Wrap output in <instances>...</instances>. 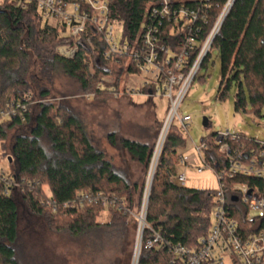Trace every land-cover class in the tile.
Wrapping results in <instances>:
<instances>
[{
    "label": "trees",
    "instance_id": "obj_1",
    "mask_svg": "<svg viewBox=\"0 0 264 264\" xmlns=\"http://www.w3.org/2000/svg\"><path fill=\"white\" fill-rule=\"evenodd\" d=\"M106 1L108 22L121 30L122 40L140 41L149 30L157 28L158 40L174 54L184 51L189 35L202 43L227 2L172 0L170 19H164L163 16L153 15L154 0ZM187 9L196 10L199 14L192 34L184 32L185 20L179 15ZM70 44H73L71 39L61 37L58 32L53 34L41 25L35 7L30 6L25 10L7 1L0 2V108L11 101L26 103L30 99L36 102L37 96L46 99L51 94L49 86L54 83L58 71L76 80L81 91L85 95H94V99L116 97L121 92L125 74L142 73L136 62L128 64L125 58H105L107 47L98 37L93 40V47L81 45L76 57L66 60L57 54V50ZM213 50L218 51L221 60L218 99L224 100L229 89L236 85V112L262 116L264 0L235 1L200 70L208 66ZM197 54L198 50L187 53L188 66L193 65ZM108 77L114 82L108 84L103 81ZM103 85L107 89H102ZM108 88L115 90L110 92ZM152 91L153 86H143L139 90L143 94ZM247 91L250 101L246 97ZM36 106L37 102L26 115L25 122L14 119L0 127V144L3 148L8 132L20 130L28 124L31 111ZM216 134L204 138L202 144L207 146V161L221 170L226 168L227 163L214 143ZM43 138L49 139L50 151L43 147ZM254 141L243 136V141L236 143V146H243L246 150L259 148ZM114 142L112 137L111 143ZM184 143L181 132L173 127L157 164L146 221L170 244L192 249L209 233L215 191L190 189L173 183L172 177L177 172L175 157ZM122 146L134 160L146 169L149 168L155 147L128 139L122 140ZM11 151L12 162L9 163L16 167L11 174L20 182L25 180L23 184L31 185L23 196L24 202L49 227L68 231L75 237L93 234L102 229L103 225L111 229L119 226L123 228L128 216L118 208H108L111 219L106 224L98 221L107 210L101 205H87L80 210L63 208L66 203L77 201L83 194L119 197L125 194L128 195L127 202H132L130 186L124 175L116 171L105 154L94 147L81 122L68 108L41 104L30 134H18ZM237 181L247 182L240 179ZM14 192L6 195L5 186L0 183V264H20L16 252L19 213ZM51 202L59 207L57 212L48 206ZM150 236V231L146 230L143 245ZM139 264L182 263L177 262L167 249H143Z\"/></svg>",
    "mask_w": 264,
    "mask_h": 264
},
{
    "label": "built area",
    "instance_id": "obj_2",
    "mask_svg": "<svg viewBox=\"0 0 264 264\" xmlns=\"http://www.w3.org/2000/svg\"><path fill=\"white\" fill-rule=\"evenodd\" d=\"M5 1L25 10L30 6L35 7L44 28L53 34L58 32L61 37L71 39L73 44L63 45L57 50V54L62 58L74 59L81 45L93 47V40L98 37L107 47L105 58L108 60L125 58L128 64L136 62L141 69V75L148 73L154 77L146 83V86H153V91L148 92L150 96L168 100L169 116L158 136L138 216L133 214L123 198L116 195L83 194L77 201L66 203L63 208L80 210L87 205H101L105 209L118 208L128 217H135L139 224V235L133 264H139L143 249H167L174 259L182 264H264V144L254 141L259 148L250 150H246L243 146L237 147L236 143L243 141L242 134L231 133L228 130L226 133H217L214 137L218 153L227 163L224 169L217 170L207 161L206 144L195 145L193 157L187 155L179 157L180 166L185 169L193 168L200 174L207 169L214 171L220 184L219 189L214 193L209 233L198 241L195 248L170 244L146 221L154 175L165 140L173 127H178L183 133L188 132L193 120L190 115L179 113L181 105L236 0H227L210 34L202 43H198L189 35L184 51L180 54H174L170 48L160 43L157 38L159 33L157 28L149 30L140 41L122 40L117 36V27L108 22L106 0H0V2ZM201 1L209 3L211 0ZM171 3L172 0H154L153 15L170 19ZM179 15L185 20L184 32L192 34L194 25L199 19L198 11L187 9ZM196 50H198L197 57L193 65L188 66L187 53ZM110 80L113 79L110 77L103 79L106 83ZM102 89L107 88L103 85ZM108 90L114 92L115 89L108 88ZM92 97L94 98V95H89V98ZM35 104L36 102L30 99L26 103L21 101L6 103L0 108V127L14 119L25 122L26 115ZM238 179L247 182H238ZM187 180L185 172H178L172 179L173 183L180 187H186ZM24 182L25 180L20 182L12 174L6 176L5 173L0 172V183L5 186L6 195L20 189ZM48 206H51L54 212L58 211L59 207L55 202L49 203ZM258 223L259 226L256 228ZM146 230L150 231L151 236L143 245Z\"/></svg>",
    "mask_w": 264,
    "mask_h": 264
},
{
    "label": "rangeland",
    "instance_id": "obj_3",
    "mask_svg": "<svg viewBox=\"0 0 264 264\" xmlns=\"http://www.w3.org/2000/svg\"><path fill=\"white\" fill-rule=\"evenodd\" d=\"M117 36H121L119 29ZM207 65L199 71L191 84L179 111L182 115H190L193 121L186 133L176 127L183 133L182 139L185 143L177 151L175 163L176 174H187V188L216 191L220 184L214 171L207 169L200 174L193 168L185 169L180 166V155L193 157L194 146L201 145L204 138L212 133H226L228 130L264 144V106L262 116L236 112V85L229 89L224 100H219L221 60L217 50H213ZM200 77L204 79L200 80ZM153 78L148 73L141 76L125 74L121 92L116 97L94 99L81 91L76 80L63 72H56L54 83L49 86L50 96L44 100L37 96V106L31 111L30 122L20 130L13 129L8 132L4 148L0 144V172L6 176L15 172V165L8 161L12 157V145L18 134H30L40 112V105L49 103L56 107L64 106L81 122L94 147L102 151L116 171L124 175L130 186L132 202H127L128 195L120 196L126 200V205L133 214L138 216L143 198L141 193L145 191L151 163L148 169L139 164L123 148L122 140L128 139L156 147L161 127L169 116V104L165 98L151 97L149 93L139 92ZM113 82L110 80L108 84ZM246 97L250 101L248 91ZM112 137L115 144L111 143ZM42 145L50 151L48 138L42 139ZM30 187L25 183L20 189L14 190L19 213L16 252L20 264H133L139 235V224L135 217H127L123 228L119 226L111 229L103 225L102 229L93 234L75 237L68 231L49 227L44 219L29 210L23 196ZM108 212L109 209L105 210L98 218L101 224L110 221ZM258 226L259 223L255 227Z\"/></svg>",
    "mask_w": 264,
    "mask_h": 264
},
{
    "label": "water",
    "instance_id": "obj_4",
    "mask_svg": "<svg viewBox=\"0 0 264 264\" xmlns=\"http://www.w3.org/2000/svg\"><path fill=\"white\" fill-rule=\"evenodd\" d=\"M9 162H10V163L12 162V159H11V158H9ZM233 200H234V201H237L236 198H233Z\"/></svg>",
    "mask_w": 264,
    "mask_h": 264
}]
</instances>
